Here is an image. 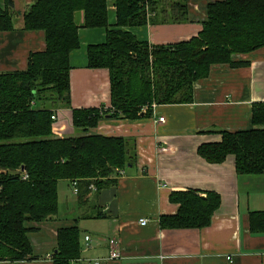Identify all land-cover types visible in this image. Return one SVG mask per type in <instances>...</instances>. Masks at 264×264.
<instances>
[{
  "label": "trees",
  "instance_id": "trees-1",
  "mask_svg": "<svg viewBox=\"0 0 264 264\" xmlns=\"http://www.w3.org/2000/svg\"><path fill=\"white\" fill-rule=\"evenodd\" d=\"M114 6L113 25L107 0H35L23 15V30L42 32L45 49L29 55L24 71L0 73V262L38 259L29 240L31 225L58 215L60 181L77 182L76 200L84 207L91 192L115 185L117 171L136 164L135 143L93 133L98 122L134 121L151 116L152 106L191 104L194 83L206 78L210 67H245L248 62L236 57L264 48V0L208 2L196 37L155 46L126 29L186 23L187 0H115ZM12 7L5 0L0 8V33L13 30ZM80 29L105 31L103 43L86 48V67L107 70V108L71 107L69 60L80 48ZM66 110V127L73 133L55 137L53 128ZM202 133L220 136L219 142L198 146L204 162L219 165L232 156L237 175H264V103L253 105L249 130ZM169 200L178 211L160 218L162 229L206 228L220 206L214 192H172ZM84 212L81 219L104 218L98 210ZM248 228L264 235V210L248 214ZM55 242L52 264L80 258L77 225L58 229Z\"/></svg>",
  "mask_w": 264,
  "mask_h": 264
},
{
  "label": "crops",
  "instance_id": "crops-1",
  "mask_svg": "<svg viewBox=\"0 0 264 264\" xmlns=\"http://www.w3.org/2000/svg\"><path fill=\"white\" fill-rule=\"evenodd\" d=\"M10 1L14 27L0 33V73L24 71L29 55L45 49L42 32L23 30V15L35 0ZM114 1L107 0L110 25L115 23ZM211 1L216 0H187L186 23L147 24L126 31L152 46L188 41L201 30L205 6ZM4 6L5 0H0V8ZM78 34L80 48L69 60L71 107L107 108V70L86 67V48L103 43L105 31L80 29ZM236 59L248 65L210 67L208 76L194 83L191 104L154 106L151 116L134 121L108 118L98 122L93 133L135 143L136 164L117 176L115 185L91 192L84 207L77 203L70 182L60 181L58 215L31 225L35 230L29 240L38 259L0 264H52L49 255L56 246L57 230L74 225L79 227L82 248L80 258L70 264H94L99 259L100 264H264V235H252L248 228V214L264 210V191L257 187L264 182V175H237L232 156L211 165L196 152L201 144L220 141L219 135L202 132L249 130L253 105L264 103V48ZM67 115V110L62 111L53 134L61 129L60 137L64 136ZM158 117L164 122L159 123ZM186 190L220 196L210 225L162 229L160 218L178 211V205L169 200L170 194ZM96 208L104 218L81 219L84 211L92 215ZM140 220L147 223L142 226ZM109 239L117 243L118 259H108Z\"/></svg>",
  "mask_w": 264,
  "mask_h": 264
},
{
  "label": "built area",
  "instance_id": "built-area-1",
  "mask_svg": "<svg viewBox=\"0 0 264 264\" xmlns=\"http://www.w3.org/2000/svg\"><path fill=\"white\" fill-rule=\"evenodd\" d=\"M51 119L53 120V121H55L56 120V117H55V115H53L52 117H51ZM157 121L159 122V123H163L164 122V119L162 118V117H158L157 118ZM60 131H61V129L60 130H54V134L55 135H57V136H61V133H60ZM118 174L119 175H123V172L122 171H119L118 172ZM27 178V176L25 175L24 177H23V179H26ZM71 186H72V189H73V193L74 194H76L77 193V189H76V186H77V182L76 181H72L71 182ZM140 225H145L146 223H147V220H140ZM84 240H85V242H88L89 241V237H85L84 238ZM108 245H109V248H110V253H109V258L108 259H110V260H115V259H118L119 257H120V255H119V252L117 251V243H116V241L114 240V239H109L108 240ZM229 259V258H228ZM102 260L101 259H99V260H95V262H94V264H100V262H101Z\"/></svg>",
  "mask_w": 264,
  "mask_h": 264
},
{
  "label": "rangeland",
  "instance_id": "rangeland-1",
  "mask_svg": "<svg viewBox=\"0 0 264 264\" xmlns=\"http://www.w3.org/2000/svg\"><path fill=\"white\" fill-rule=\"evenodd\" d=\"M79 19H81V16L80 15H78V16H76V19H75V21H76V23H78V21H80ZM154 108V106H152L151 107V109H153ZM143 110V109H142ZM69 133H73V131H72V129H68L67 128V130L63 133L64 135H68ZM54 135V134H53ZM55 137H58L57 135H54ZM72 182V181H71ZM71 182H70V184H71ZM257 187H258V191H259V189L261 188V189H263V191H264V182H262V183H258V185H257ZM262 194H264V192L262 193ZM61 199V189L59 190V200Z\"/></svg>",
  "mask_w": 264,
  "mask_h": 264
},
{
  "label": "bare ground",
  "instance_id": "bare-ground-1",
  "mask_svg": "<svg viewBox=\"0 0 264 264\" xmlns=\"http://www.w3.org/2000/svg\"><path fill=\"white\" fill-rule=\"evenodd\" d=\"M145 110H146V107L143 109V112H145ZM58 137H59V136H58ZM121 171H122V170H121ZM118 172H119V171H117V174H118ZM122 172H123V174H124V171H122ZM24 176H25V175H24ZM24 176H23V177H24ZM118 176H120V175L118 174ZM70 185H71V184H70ZM71 187H72V186H71ZM72 192H73V189H72ZM73 194H74V193H73Z\"/></svg>",
  "mask_w": 264,
  "mask_h": 264
},
{
  "label": "water",
  "instance_id": "water-1",
  "mask_svg": "<svg viewBox=\"0 0 264 264\" xmlns=\"http://www.w3.org/2000/svg\"><path fill=\"white\" fill-rule=\"evenodd\" d=\"M21 170H23V168H21Z\"/></svg>",
  "mask_w": 264,
  "mask_h": 264
}]
</instances>
